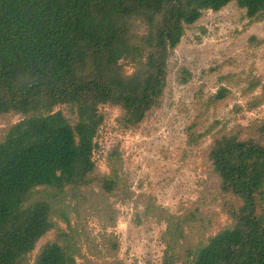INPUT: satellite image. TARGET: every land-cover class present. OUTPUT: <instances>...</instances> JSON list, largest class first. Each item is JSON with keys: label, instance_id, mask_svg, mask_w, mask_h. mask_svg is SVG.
<instances>
[{"label": "trees", "instance_id": "16d2710c", "mask_svg": "<svg viewBox=\"0 0 264 264\" xmlns=\"http://www.w3.org/2000/svg\"><path fill=\"white\" fill-rule=\"evenodd\" d=\"M230 3L264 21V0H0V264H125L115 202L134 194L119 146L99 170L98 134L149 120L185 30ZM209 72L219 87L183 129L189 149L209 139L195 199L171 213L140 194L135 216L164 225L160 264H264V117L208 124L231 87L248 100L234 112L262 106L264 79Z\"/></svg>", "mask_w": 264, "mask_h": 264}, {"label": "rangeland", "instance_id": "374dc122", "mask_svg": "<svg viewBox=\"0 0 264 264\" xmlns=\"http://www.w3.org/2000/svg\"><path fill=\"white\" fill-rule=\"evenodd\" d=\"M169 67L161 108L149 120L136 131L120 136L112 116L96 139L94 160L99 170L106 171L107 151L119 146L123 170L134 194L128 201L115 202L119 217L113 232L120 244L118 258L125 264H160L163 246L159 237L164 225L135 216L141 212L139 204L135 209L136 196L151 194L156 205L171 213L195 199L201 176L199 156L209 139L199 148L189 149L183 129L196 115L199 97L205 102L219 87L216 73L209 70L227 74L248 73L251 69L264 79V21L249 24L244 11L234 3L217 13L203 12L199 21L185 30ZM181 69L190 74L187 83L181 82ZM231 89V98L208 118V124L215 118L228 126L246 125L264 117V104L251 112H234V106L244 107L248 100L240 95L239 88ZM96 228L92 222L93 233Z\"/></svg>", "mask_w": 264, "mask_h": 264}]
</instances>
